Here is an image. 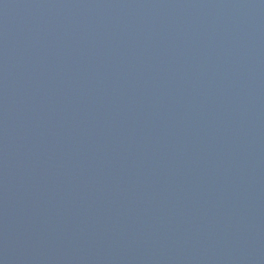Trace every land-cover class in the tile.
Here are the masks:
<instances>
[{
	"label": "water",
	"instance_id": "95a60500",
	"mask_svg": "<svg viewBox=\"0 0 264 264\" xmlns=\"http://www.w3.org/2000/svg\"><path fill=\"white\" fill-rule=\"evenodd\" d=\"M0 264H264V0H0Z\"/></svg>",
	"mask_w": 264,
	"mask_h": 264
}]
</instances>
